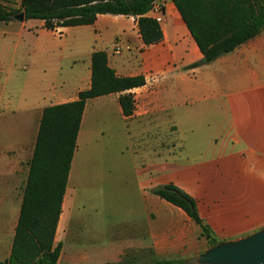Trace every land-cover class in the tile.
<instances>
[{
	"label": "crops",
	"instance_id": "obj_1",
	"mask_svg": "<svg viewBox=\"0 0 264 264\" xmlns=\"http://www.w3.org/2000/svg\"><path fill=\"white\" fill-rule=\"evenodd\" d=\"M161 2V41L145 45L133 16L98 14L93 24L77 26L88 27L85 31L92 32L93 40L70 42L77 57L66 77L41 88L29 81L20 89L24 101L18 105L4 102L6 78L1 83L0 233L8 222L13 239L43 108L75 100L79 91L90 87L91 55L96 50L106 52L116 75L141 74L145 79L142 86L126 91L135 104L129 116L122 113L119 92L86 101L76 150L99 122L101 127L117 126L115 132L110 130L122 142V153L123 148L130 152L127 179L137 197L125 217L114 222L101 216H69L67 190L75 181L72 158L54 237L55 244L61 243L57 264L141 263L202 253L207 240L200 227L180 207L150 192L168 183L196 200L199 215L219 241L264 227V30L202 64L203 55L175 4ZM32 111L35 121L29 125H34L35 137L25 150L23 114ZM111 111L117 125L108 117ZM106 132L97 130L101 136ZM186 143L191 145L189 153H184ZM12 239L0 260L9 256Z\"/></svg>",
	"mask_w": 264,
	"mask_h": 264
},
{
	"label": "trees",
	"instance_id": "obj_2",
	"mask_svg": "<svg viewBox=\"0 0 264 264\" xmlns=\"http://www.w3.org/2000/svg\"><path fill=\"white\" fill-rule=\"evenodd\" d=\"M0 2V22L23 12L24 19H40L43 27L91 25L98 14L133 16L145 45L163 39L159 23L146 15L155 0H19L17 7ZM200 52L208 63L233 51L264 30V0H172ZM193 63L190 67L197 66ZM90 87L77 99L43 108L9 256L0 264H57L61 243H54L57 223L77 134L86 101L121 93L123 115L133 113V94L126 92L145 83L144 76H118L108 64L107 54L91 55ZM123 92V93H122ZM150 192L180 207L199 227L209 246L219 240L198 212L196 200L173 183L154 186ZM102 264H187L183 258L149 262L119 261Z\"/></svg>",
	"mask_w": 264,
	"mask_h": 264
},
{
	"label": "rangeland",
	"instance_id": "obj_3",
	"mask_svg": "<svg viewBox=\"0 0 264 264\" xmlns=\"http://www.w3.org/2000/svg\"><path fill=\"white\" fill-rule=\"evenodd\" d=\"M0 2L8 4L2 0ZM10 5L17 7L19 0L12 1ZM38 21L27 19L22 22L12 19L0 22V88L6 78L4 102L23 104L20 100L24 101V94L20 89L29 81L41 88L46 83H55L66 77L72 59L77 57L70 42L93 40L92 32L85 31L88 27L72 26L55 33L38 26ZM25 114L23 123L26 124L21 127V145L26 150L25 144L33 143L35 136L34 125H29L34 120V112ZM108 117L117 125L116 114L111 111ZM113 127H101L99 122L87 142L79 141L72 161L75 181L67 190L69 216H101L114 222L125 217L128 205L137 197V189L135 186L130 187L127 179L130 174L128 170L132 166L130 152L123 148L122 153L123 144L112 132L117 130V126ZM100 129L108 130V133L98 135L97 130ZM190 146L189 143L184 144V153L191 151ZM24 154L27 153L24 152L23 156ZM15 209L16 207H12L10 210ZM5 224V232L0 233V259L3 258V252L10 249L12 239L10 225L8 222ZM208 246L207 244L206 248ZM149 261H153V258L147 262Z\"/></svg>",
	"mask_w": 264,
	"mask_h": 264
},
{
	"label": "water",
	"instance_id": "obj_4",
	"mask_svg": "<svg viewBox=\"0 0 264 264\" xmlns=\"http://www.w3.org/2000/svg\"><path fill=\"white\" fill-rule=\"evenodd\" d=\"M171 1V0H169ZM24 20L23 12L13 16ZM200 62L206 64L203 57ZM187 264H264V227L246 236L222 240L208 246L202 253L186 259Z\"/></svg>",
	"mask_w": 264,
	"mask_h": 264
},
{
	"label": "built area",
	"instance_id": "obj_5",
	"mask_svg": "<svg viewBox=\"0 0 264 264\" xmlns=\"http://www.w3.org/2000/svg\"><path fill=\"white\" fill-rule=\"evenodd\" d=\"M163 9H164L163 2H161V0H155L151 3L150 9L146 13V15L150 13V15H147V16L153 18L159 23L162 20ZM119 50H120V47L117 46L114 52L118 53Z\"/></svg>",
	"mask_w": 264,
	"mask_h": 264
}]
</instances>
